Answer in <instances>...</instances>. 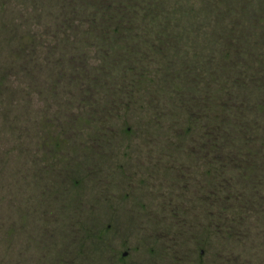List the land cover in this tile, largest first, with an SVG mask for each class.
Here are the masks:
<instances>
[{
  "label": "rangeland",
  "instance_id": "rangeland-1",
  "mask_svg": "<svg viewBox=\"0 0 264 264\" xmlns=\"http://www.w3.org/2000/svg\"><path fill=\"white\" fill-rule=\"evenodd\" d=\"M153 1L66 0L65 16L79 21L67 30L63 18L48 41L49 264H264V117L253 123L244 99L264 92V0H163L165 28L147 30ZM11 4L16 24L24 16L23 30H41L39 10ZM88 21L113 35L76 48L64 33ZM228 45L248 56L232 65L221 57ZM43 104L35 97L31 111ZM0 130V260L24 245L29 259L42 224L34 193L17 199L18 179L44 155L33 133L20 142ZM215 138L237 170L214 172Z\"/></svg>",
  "mask_w": 264,
  "mask_h": 264
},
{
  "label": "trees",
  "instance_id": "trees-1",
  "mask_svg": "<svg viewBox=\"0 0 264 264\" xmlns=\"http://www.w3.org/2000/svg\"><path fill=\"white\" fill-rule=\"evenodd\" d=\"M23 1L31 4L36 11L39 10L38 14L35 12L33 20L34 22H37L36 24L41 30L33 31V28L31 30L30 28L29 30H27L28 28L23 30L22 27L24 28L30 19H26L22 16L24 23H22V25L16 24V9L12 6L11 0H0V126L4 127V129L11 130V132H13V137L18 134L19 138H21L20 142L24 138H27L28 135H31V133H33V138L39 140L38 149L44 155V159L41 160V163L36 162L33 168H30V179H18L20 187L18 186L17 188L18 192L16 197L18 200L20 199L22 190L26 191L25 193L30 191L32 195L34 193L37 197L36 205L39 204L36 206L35 211H38V214L36 212V216L38 221L41 222L42 227H40L38 238L35 240L34 244H32L34 247L30 248L29 252L31 254H29V259L22 256L26 255L24 250L28 247L27 245H24L25 248L22 250L8 253L11 254V256H5V261L0 260V264H49V211L46 205L48 203L49 184L45 182L44 176V171L49 168V70L47 69L45 61L48 55L50 61V57L53 53L46 51V49L50 39L53 36L57 37L54 30L56 27L60 26L63 18H66L64 23L67 25V30H70L72 24H75V22L77 23L79 19L77 13L72 18L70 16L68 18L65 16L67 8L66 0ZM83 2L85 7L93 4V0H83ZM163 13V0H154L147 11V17L149 20L147 30L153 28H165V22H163L162 18ZM91 22L94 23V20ZM91 22H89L90 25L85 24L80 28L81 32L79 35L66 30L64 38L73 42L75 46L91 45L96 47V40L90 37H94L93 35H95V37L99 36V38L103 39L113 35V33L108 32L102 34L94 32L92 30L94 24ZM166 26L168 27V24H166ZM20 48L28 53L29 57L34 60L31 67H29V65H18V59L21 55V51H19ZM55 48H57V46H55ZM221 51V57L228 60L232 65L240 64L241 61L248 56L247 51L242 45H228ZM78 58L81 57L77 55V59ZM259 58L257 59L258 62H262ZM73 59L76 60V57H73ZM100 59L106 62V58L103 55H100ZM218 60V57H215L213 59V64H216L215 62ZM77 61L78 60L75 62L77 63ZM214 70V84L219 87L220 85H218L217 82L219 78H221L218 77L220 76L221 68L215 67ZM257 70L262 77L258 78L256 82H258L259 79H264V64L259 65ZM62 82V78H57L54 82L55 87ZM22 83L25 84L23 87L20 86ZM102 87H104V85H102ZM53 89L55 91V88ZM98 94H100V92H98ZM35 97L42 99L44 103L42 106L43 109L38 113L31 111L32 101ZM244 99L250 106L248 113L252 118V122L258 124L262 121L264 113L259 114L261 106L258 105L256 107L259 109L258 110L254 107V104L257 103L259 99L264 103V92L260 93L258 89H255L245 96ZM190 119L193 122V116H190ZM192 122H190V125ZM242 135L243 137L240 138L241 142H243L245 146H248L249 142L252 141L251 138L247 137L246 132L242 133ZM180 137L181 135H179V138ZM237 140L238 138H233V142ZM215 141H218V139L215 138ZM218 142L217 144L214 142V147L219 154L213 152L215 155H210V158L212 162L216 161L221 167L216 168L215 165L214 172L216 173L217 171L222 175L229 166L233 167L234 170H237L239 164L236 159H234V161H229V159H226L227 156H224L223 148H225L227 144L222 143L221 140ZM21 154L22 151H20L19 155L21 156ZM206 155L209 157L208 154ZM225 179V181L230 180L229 178ZM13 208L16 210L19 209L18 206ZM16 236L21 238L17 243L21 240L27 239V234L25 233H20V235L17 234Z\"/></svg>",
  "mask_w": 264,
  "mask_h": 264
},
{
  "label": "flooded vegetation",
  "instance_id": "flooded-vegetation-1",
  "mask_svg": "<svg viewBox=\"0 0 264 264\" xmlns=\"http://www.w3.org/2000/svg\"><path fill=\"white\" fill-rule=\"evenodd\" d=\"M87 125H90V124H87ZM100 128H103L102 126H100ZM102 129H99V131H101Z\"/></svg>",
  "mask_w": 264,
  "mask_h": 264
},
{
  "label": "water",
  "instance_id": "water-1",
  "mask_svg": "<svg viewBox=\"0 0 264 264\" xmlns=\"http://www.w3.org/2000/svg\"><path fill=\"white\" fill-rule=\"evenodd\" d=\"M126 255V254H125Z\"/></svg>",
  "mask_w": 264,
  "mask_h": 264
}]
</instances>
